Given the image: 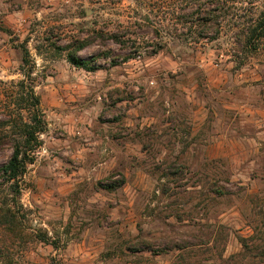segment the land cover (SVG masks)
Returning <instances> with one entry per match:
<instances>
[{
	"label": "rangeland",
	"instance_id": "374dc122",
	"mask_svg": "<svg viewBox=\"0 0 264 264\" xmlns=\"http://www.w3.org/2000/svg\"><path fill=\"white\" fill-rule=\"evenodd\" d=\"M194 1L0 0V165L28 119L11 82L47 122L21 194L0 185L18 217L0 221V264H264V37L239 42L264 0L202 44L166 33L190 29ZM84 41L95 70L68 59Z\"/></svg>",
	"mask_w": 264,
	"mask_h": 264
},
{
	"label": "trees",
	"instance_id": "16d2710c",
	"mask_svg": "<svg viewBox=\"0 0 264 264\" xmlns=\"http://www.w3.org/2000/svg\"><path fill=\"white\" fill-rule=\"evenodd\" d=\"M239 0H195L193 3L196 7L189 13H183L178 16L179 22L182 24L189 23L190 29L187 31L176 29L174 32L166 31L168 35L174 38H180L191 44H202L206 41L217 39L220 35L222 26L231 15L238 16L232 13L233 10L238 9L235 5ZM232 16V17H233ZM102 39H112L115 43L125 44L129 43V39H124L123 35L117 32H103L101 33ZM264 37V18L259 17L247 21L245 26H242V32L239 35V42L243 45H255V48L260 46V41ZM29 41L28 39L26 40ZM136 42V40H135ZM87 43L84 41L80 43L76 48L74 47L68 51L69 61L77 67L87 68L89 70H95L98 68L96 63L97 56L85 59L78 55V51L83 48ZM161 46L156 47L152 52L158 53L161 50ZM23 50V62L24 65L30 64L31 53L27 44L22 45ZM136 51L139 49H135ZM129 53L125 56L128 60L131 55ZM15 87L16 103L15 109L19 110V114L22 115V110L27 112L28 119L22 118L21 123L18 124L15 136L12 137V143L10 145L12 153L7 162L0 165V179L1 184H8L13 190L16 196L21 194L20 182L23 175L26 173L28 164L35 160V151L42 144L41 135L47 129V122L44 117V112L41 106V97L36 93L32 83H28L26 78H23L17 82H11ZM28 102L26 105L25 103ZM4 136V135H3ZM0 133V148H3L5 143V137ZM5 136H7L5 134ZM124 182V178L120 183L114 182L107 184V188L115 189L118 185ZM217 193L224 194V191L219 189ZM1 226L10 230L16 224H18V217L16 211L11 204L7 203V207L0 210ZM46 240V239H44ZM48 240V239H47ZM244 246L247 245L246 239L241 237Z\"/></svg>",
	"mask_w": 264,
	"mask_h": 264
},
{
	"label": "crops",
	"instance_id": "0c3cea01",
	"mask_svg": "<svg viewBox=\"0 0 264 264\" xmlns=\"http://www.w3.org/2000/svg\"><path fill=\"white\" fill-rule=\"evenodd\" d=\"M262 130H259V132H261Z\"/></svg>",
	"mask_w": 264,
	"mask_h": 264
}]
</instances>
